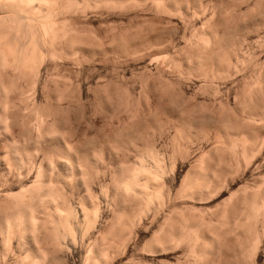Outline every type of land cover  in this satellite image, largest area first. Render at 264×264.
<instances>
[{
  "label": "bare ground",
  "instance_id": "bare-ground-1",
  "mask_svg": "<svg viewBox=\"0 0 264 264\" xmlns=\"http://www.w3.org/2000/svg\"><path fill=\"white\" fill-rule=\"evenodd\" d=\"M0 264H264V0H0Z\"/></svg>",
  "mask_w": 264,
  "mask_h": 264
},
{
  "label": "rangeland",
  "instance_id": "rangeland-1",
  "mask_svg": "<svg viewBox=\"0 0 264 264\" xmlns=\"http://www.w3.org/2000/svg\"><path fill=\"white\" fill-rule=\"evenodd\" d=\"M193 82H194V81L190 82V83H189L190 85L188 84V85H189V89H188L189 91H194V90H195V84H194ZM163 142H164L165 144H164ZM160 143H161L162 145H163V144L166 145V139H165V141H164V139H163V141H162V139H161V141H159V144H160ZM161 144H160V145H161ZM162 145H161V146H162ZM165 162H166V159H165ZM166 163H167V162H166ZM150 164H151V162H149V165H148V166L152 167L153 164H151L152 166H151ZM168 165H170V164H166V165H165V168H166L165 170H167V171H165V172H166L167 176L169 175L168 178H169V179L172 178V177L180 178V176L182 175V173H183V171H184V169L181 168L180 162L177 163V166H176V168H175L174 170H172L173 168L171 167V165H170V167H169ZM166 166H167V167H166ZM169 168H170V169H169ZM170 170H171L172 172H171ZM180 170H181V171H180ZM173 171H174V172H173ZM167 172H169V173H167ZM172 174H173V175H172Z\"/></svg>",
  "mask_w": 264,
  "mask_h": 264
}]
</instances>
